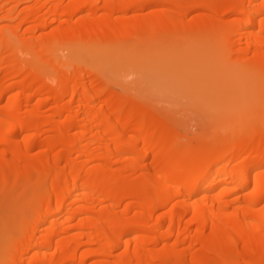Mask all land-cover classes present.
Segmentation results:
<instances>
[{
    "label": "bare ground",
    "instance_id": "6f19581e",
    "mask_svg": "<svg viewBox=\"0 0 264 264\" xmlns=\"http://www.w3.org/2000/svg\"><path fill=\"white\" fill-rule=\"evenodd\" d=\"M161 2L179 8L132 14ZM197 7L214 12L189 17ZM0 22V179L39 214L22 222L13 264L36 247L30 264H264V0H0ZM219 42L211 101L251 116L196 139L204 150L184 152V130L96 61L122 50L143 75L155 64L168 92L167 56Z\"/></svg>",
    "mask_w": 264,
    "mask_h": 264
},
{
    "label": "rangeland",
    "instance_id": "374dc122",
    "mask_svg": "<svg viewBox=\"0 0 264 264\" xmlns=\"http://www.w3.org/2000/svg\"><path fill=\"white\" fill-rule=\"evenodd\" d=\"M28 3H24L21 7H25ZM179 7L173 4L172 2H161V3H154L150 5L149 7H146L144 11L142 9L132 11V14L141 15L145 12L155 11V12H167L170 10L178 9ZM257 8V7H256ZM211 12H214L212 9L207 7H197L190 11L189 17H196L201 15L210 14ZM100 13L102 11L100 10ZM190 18V19H191ZM1 24V22H0ZM156 35H154L155 37ZM158 36V33H157ZM156 36V37H157ZM216 43V42H215ZM219 44H221L219 42ZM183 45H181L182 47ZM187 46V45H186ZM218 47L214 48H207L204 47L200 51H196L195 49L190 48V46L184 47L189 50V52H193L194 55L197 54L202 56L203 59L202 63L196 64L195 57L193 55L189 54L190 56L186 55H169L164 61L165 69H166V83H169L166 88H168V92H164L163 86L162 88L158 86L152 78L151 73L154 71L155 64H151L148 67H145V71L147 72L145 75L141 74L142 67H139L136 65L135 58H131L126 55V59L129 60V63H122V50L119 51L118 54H113L112 56L106 58L104 55H101L99 58H96V61L101 62L103 64H106L108 68L111 69V74H115L116 76H112L113 79H122L128 83H130V87L132 88L131 93L140 98L144 104H148L152 107H154L157 111L160 112V114L170 119L171 124H169L171 127H176V129H179L178 126H180V129L184 131H179V133L185 135L183 136V139H178V143L181 144L184 147L185 151H194L197 149H206L202 148L204 146H198L196 144V139L204 138L208 139V141H215L223 138L225 133H229L231 130V127L234 123H237V121L240 120H246L248 121L251 116V112H244V113H238V115H234L231 117H225L223 115L224 108L221 106L220 111H216L217 105L211 101L213 97V93L210 89L211 87V81L212 80V74L221 72L222 68L219 62L224 59V48L222 44ZM245 46V45H243ZM162 47H156L153 49L154 51L159 50ZM145 46L141 47V50L138 51L139 54L136 53V56L144 55L148 50ZM126 50V49H125ZM124 51V50H123ZM131 51V50H130ZM129 52V50H128ZM137 52V51H136ZM201 54H200V53ZM179 59L182 61L180 66H177V69H174V67L170 64V62L179 61L176 60ZM127 60V62H128ZM132 62H131V61ZM126 62V60H125ZM224 62V61H223ZM127 64L126 66H124ZM223 65V64H222ZM224 66V65H223ZM221 68V69H220ZM224 69V68H223ZM216 75V74H215ZM214 76V75H213ZM115 79V80H116ZM117 83V81H115ZM165 84V83H162ZM120 86V85H119ZM117 84H112L113 90H118L117 92H122V88H120ZM196 86H201L200 88L202 91L205 92L207 96V101L205 103L200 102L199 98H196L193 94V90ZM258 93V98L255 99L256 106H255V120L256 125L258 127L264 125V112L261 111V107L264 104V88L255 91ZM244 95V93H243ZM0 105H4V102H1ZM256 110L258 112H256ZM178 133V134H179ZM171 138H173V135H170ZM180 136V137H181ZM188 137V138H186ZM186 138V139H185ZM9 148L8 145H0V150ZM40 149H36L35 152H39ZM255 158L249 159L248 162L253 160ZM222 166V165H220ZM26 193V192H25ZM17 194V193H16ZM15 193L11 192V189L6 186L2 180L0 179V264H13V259L17 245L14 246V242L17 244L20 241V227H24L28 225V223L35 219L34 214L29 211L27 208H24L23 201L26 199V194L23 195H16ZM23 209L27 211H23ZM36 214H38V211ZM25 216H24V215ZM34 215V217H32ZM39 215V214H38ZM37 215V216H38ZM36 216V217H37ZM28 219V222H27ZM21 220V221H20ZM24 222V225L23 223ZM6 226L4 227V225ZM19 232V235H17ZM44 233L47 232L44 231ZM44 233L42 232V236L40 237L41 233L38 235L39 240L46 239L43 238ZM68 235V234H66ZM65 234L61 237H65ZM22 236V235H21ZM40 237V238H39ZM9 245V247H8ZM6 247V248H5ZM38 248H41L38 246ZM198 248H200V244H196L194 246V250L197 251ZM37 247L33 250L35 251ZM56 247L52 251H55ZM31 251L28 256H26L25 261H21L17 264H30L29 261H31L32 254L34 253ZM35 251V253L37 252ZM42 251V249H40ZM34 253V254H35ZM33 254V255H34ZM31 256V257H29ZM93 256V255H92ZM91 259L89 257L87 264H91L95 261L100 260H106L107 255H96L98 257H92ZM103 256V257H100ZM29 258V259H28ZM101 258V259H100ZM100 259V260H99ZM24 262V263H22ZM36 264V262H34ZM72 261L65 262V264H72ZM159 262H157L158 264ZM15 264V263H14ZM33 264V263H32ZM37 264H39L37 262ZM41 264V263H40Z\"/></svg>",
    "mask_w": 264,
    "mask_h": 264
}]
</instances>
